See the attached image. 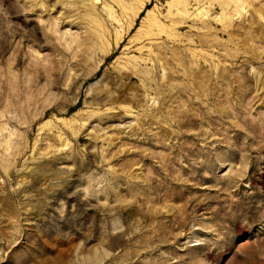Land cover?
<instances>
[{
    "label": "rangeland",
    "instance_id": "obj_1",
    "mask_svg": "<svg viewBox=\"0 0 264 264\" xmlns=\"http://www.w3.org/2000/svg\"><path fill=\"white\" fill-rule=\"evenodd\" d=\"M0 264H264V0H0Z\"/></svg>",
    "mask_w": 264,
    "mask_h": 264
}]
</instances>
